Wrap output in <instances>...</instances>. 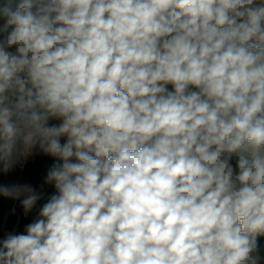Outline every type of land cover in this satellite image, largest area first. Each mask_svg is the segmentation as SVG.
Returning <instances> with one entry per match:
<instances>
[{
    "label": "clouds",
    "instance_id": "1",
    "mask_svg": "<svg viewBox=\"0 0 264 264\" xmlns=\"http://www.w3.org/2000/svg\"><path fill=\"white\" fill-rule=\"evenodd\" d=\"M0 264H264V0H0Z\"/></svg>",
    "mask_w": 264,
    "mask_h": 264
},
{
    "label": "trees",
    "instance_id": "2",
    "mask_svg": "<svg viewBox=\"0 0 264 264\" xmlns=\"http://www.w3.org/2000/svg\"><path fill=\"white\" fill-rule=\"evenodd\" d=\"M31 171V168H30ZM12 177H6L5 180L7 181L8 179H11ZM5 208L7 209V205H5Z\"/></svg>",
    "mask_w": 264,
    "mask_h": 264
},
{
    "label": "water",
    "instance_id": "3",
    "mask_svg": "<svg viewBox=\"0 0 264 264\" xmlns=\"http://www.w3.org/2000/svg\"><path fill=\"white\" fill-rule=\"evenodd\" d=\"M13 218H9V223L11 224Z\"/></svg>",
    "mask_w": 264,
    "mask_h": 264
}]
</instances>
